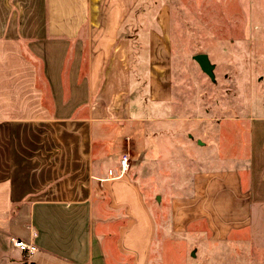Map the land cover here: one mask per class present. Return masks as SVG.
<instances>
[{
  "label": "crops",
  "instance_id": "0c3cea01",
  "mask_svg": "<svg viewBox=\"0 0 264 264\" xmlns=\"http://www.w3.org/2000/svg\"><path fill=\"white\" fill-rule=\"evenodd\" d=\"M136 1L0 0V264H167L169 243L189 264H264V114L231 153L218 144L232 167L172 201L167 226L121 169L111 114ZM16 239L37 245L30 261Z\"/></svg>",
  "mask_w": 264,
  "mask_h": 264
},
{
  "label": "rangeland",
  "instance_id": "374dc122",
  "mask_svg": "<svg viewBox=\"0 0 264 264\" xmlns=\"http://www.w3.org/2000/svg\"><path fill=\"white\" fill-rule=\"evenodd\" d=\"M123 34L129 91L111 114L126 137L119 163L128 158V173L167 226L172 201L199 196L205 173L232 167L218 144L230 152L247 120L264 114V0H137ZM198 54L208 55L213 78ZM180 248L166 245L167 264H189ZM198 253L192 264L201 263Z\"/></svg>",
  "mask_w": 264,
  "mask_h": 264
},
{
  "label": "built area",
  "instance_id": "2783aa9c",
  "mask_svg": "<svg viewBox=\"0 0 264 264\" xmlns=\"http://www.w3.org/2000/svg\"><path fill=\"white\" fill-rule=\"evenodd\" d=\"M122 171L128 169V158L124 157L121 161ZM36 237V236H34ZM15 246L19 248L25 255L26 259L30 261L37 251V246L33 241H25L22 239H16L14 242Z\"/></svg>",
  "mask_w": 264,
  "mask_h": 264
},
{
  "label": "water",
  "instance_id": "95a60500",
  "mask_svg": "<svg viewBox=\"0 0 264 264\" xmlns=\"http://www.w3.org/2000/svg\"><path fill=\"white\" fill-rule=\"evenodd\" d=\"M195 61L199 64L204 73L213 78L214 67L210 63L209 57L206 54H198L194 57Z\"/></svg>",
  "mask_w": 264,
  "mask_h": 264
}]
</instances>
